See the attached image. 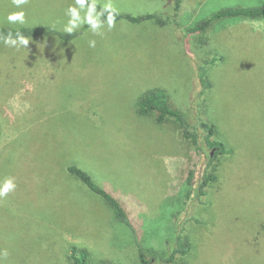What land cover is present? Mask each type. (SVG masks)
<instances>
[{"label": "rangeland", "instance_id": "374dc122", "mask_svg": "<svg viewBox=\"0 0 264 264\" xmlns=\"http://www.w3.org/2000/svg\"><path fill=\"white\" fill-rule=\"evenodd\" d=\"M74 2L28 0L21 25L6 20L19 9L0 0V25L64 29ZM111 2L134 15L164 13L165 23L122 20L70 42L0 44V182L16 183L0 198V264H73V245L89 251V264H141L140 250L168 257L178 235L190 236V253L155 264H264V21L227 19L187 34L222 8L264 0H182L177 16L176 0ZM213 56L221 59L203 91L198 64ZM153 89L191 123L215 124L211 141L232 152L208 165L215 148L201 127L195 145L173 119L140 115L138 101ZM69 165L122 201L137 234ZM187 165L190 196L188 172L178 180ZM205 171L218 180L199 197Z\"/></svg>", "mask_w": 264, "mask_h": 264}, {"label": "trees", "instance_id": "16d2710c", "mask_svg": "<svg viewBox=\"0 0 264 264\" xmlns=\"http://www.w3.org/2000/svg\"><path fill=\"white\" fill-rule=\"evenodd\" d=\"M182 0H176V11L175 15H178V11L181 8ZM102 5L97 2V10H100ZM103 19V17H102ZM227 19H235L240 20L239 22H243L246 20L249 21H264V4L258 6H238V7H229L222 8L217 12L213 13L209 18L199 22L198 24L187 29V34H196L205 32L209 29V27H213L218 22H223L221 28L227 26L224 24ZM128 21L133 24H140L142 22H155L158 24H164V13L154 12V13H146L142 15H134L131 13L121 12L119 11V15L116 17V22L118 21ZM238 23V22H237ZM226 25V26H225ZM88 25H84L81 29L76 30L72 34L64 33L63 29L57 28L53 25H38V26H21V27H12V26H2L0 25V34L6 35L9 30L12 31L13 35L15 32L19 30L23 35L29 38V41H35L39 39H56L60 42H70L78 39L83 33L88 30ZM0 44H3L2 40H0ZM219 59L217 56H213L211 58L203 59L198 64V76L200 82L203 86V91L210 89L213 87L209 76H208V67L209 65L215 64ZM152 112H157L156 121L161 124L164 123L167 119H173L179 126L180 129L183 130L184 136L190 140L195 145H198L199 139L201 137V133L199 131L200 127L205 132V139L207 143L215 148V154H210V163L215 159L217 155L226 154L232 152V149H228L224 142L222 141H211V137L217 133V126L215 124H210L207 122H202L201 124H193L191 123L187 116L177 108L171 106L169 102V98L167 93L163 89H153L146 92L138 101V113L142 116L148 115ZM67 170L74 177L80 179L93 193L103 198L107 201L117 212L118 219L123 223L127 224L129 227L135 230L137 234V230L134 228L132 220L129 216V213L125 207V205L120 201L112 192L107 190L106 188L98 185L93 177L84 169L78 167L77 165H69ZM181 177L178 180H182L183 177L188 172L186 176L185 185L189 187V192L187 196L191 195V188L194 186L195 180V172L191 169L190 165H187L185 169H180ZM218 180L217 174L214 172L205 171L203 176L199 180V188L198 195L199 197H203L207 194L206 188L214 181ZM198 222H201L197 219ZM177 245L173 249L172 253L165 257L159 253H154L150 259H147L142 250H140V261L141 264H155L160 261L170 262L175 259V257L179 254L181 256H187L193 245L190 236H177ZM70 257L73 261V264H89V251L86 248H80L78 246L73 245L71 247Z\"/></svg>", "mask_w": 264, "mask_h": 264}, {"label": "clouds", "instance_id": "9594fccd", "mask_svg": "<svg viewBox=\"0 0 264 264\" xmlns=\"http://www.w3.org/2000/svg\"><path fill=\"white\" fill-rule=\"evenodd\" d=\"M18 11L9 12L6 20L10 24L25 23V12L22 6L28 3V0H11ZM65 15L68 17L67 24L64 26V33L72 34L83 25H88L89 29L97 34H100L102 29L107 24L108 29H112L116 23V17L119 15V10L113 5L111 0L104 3L100 10H97V0H75L74 4H69L65 10ZM103 17V19H102ZM0 40L3 44L19 50L21 47L27 48L29 38L22 34L19 30L13 35L9 30L6 35L0 34ZM95 40H89L90 47H95ZM16 188V183L13 178H5L0 182V198L7 196ZM6 254V253H5Z\"/></svg>", "mask_w": 264, "mask_h": 264}, {"label": "water", "instance_id": "95a60500", "mask_svg": "<svg viewBox=\"0 0 264 264\" xmlns=\"http://www.w3.org/2000/svg\"><path fill=\"white\" fill-rule=\"evenodd\" d=\"M211 155H213V152H212V154Z\"/></svg>", "mask_w": 264, "mask_h": 264}]
</instances>
